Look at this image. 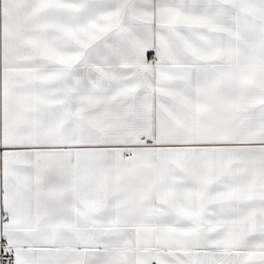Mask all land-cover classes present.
<instances>
[{
  "label": "snow or ice",
  "instance_id": "1",
  "mask_svg": "<svg viewBox=\"0 0 264 264\" xmlns=\"http://www.w3.org/2000/svg\"><path fill=\"white\" fill-rule=\"evenodd\" d=\"M0 264H264V0H0Z\"/></svg>",
  "mask_w": 264,
  "mask_h": 264
}]
</instances>
